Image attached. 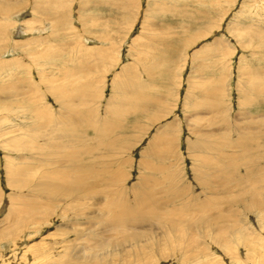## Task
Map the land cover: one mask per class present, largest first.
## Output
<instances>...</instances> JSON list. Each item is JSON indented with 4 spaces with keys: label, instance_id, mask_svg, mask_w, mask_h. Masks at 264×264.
<instances>
[{
    "label": "rangeland",
    "instance_id": "obj_1",
    "mask_svg": "<svg viewBox=\"0 0 264 264\" xmlns=\"http://www.w3.org/2000/svg\"><path fill=\"white\" fill-rule=\"evenodd\" d=\"M0 11V264H264V0Z\"/></svg>",
    "mask_w": 264,
    "mask_h": 264
},
{
    "label": "bare ground",
    "instance_id": "obj_2",
    "mask_svg": "<svg viewBox=\"0 0 264 264\" xmlns=\"http://www.w3.org/2000/svg\"><path fill=\"white\" fill-rule=\"evenodd\" d=\"M1 11H2V10H1ZM1 11H0V12H1ZM10 11H11V10H10ZM8 13H9V12H8ZM63 18H64V17H63ZM59 22H60V21H59ZM65 22H66V21H65ZM260 89H261V88H260ZM257 90H258V89H257ZM262 92H263V91H262ZM257 93H258V92H257ZM257 93H256V94H257ZM262 96H264V95H262ZM262 96H261V97H262ZM257 97L260 98V96H258V95H257ZM258 98H257V99H258ZM261 99H262V98H261ZM262 100H263V99H262ZM257 102H258V100H257ZM263 102H264V101H263ZM261 103H262V102H261ZM256 104H257V103H256ZM87 115H88V114H87ZM87 120H88V119H86V121H87ZM89 124H90V123H89ZM67 129H68V128H67ZM79 132H80V131H79ZM75 134H76V133H75ZM77 134H78V133H77ZM77 134H76V135H77ZM73 135H74V133H73ZM203 142H204V144H207V143L205 142V140H203ZM207 145H208V144H207ZM205 146H206V145H205ZM256 155H257V154H256ZM258 155H260V154H258ZM253 156L255 157V155H253ZM251 159H255V158H251ZM252 163L255 164V162H252ZM82 172H83V171H82ZM82 172L79 173V176H80V178L83 176V178L79 179L78 181H76V179H75V182L78 183V184H77V188H78V189H82V190H84L85 193L87 192V194H88V193L92 192L93 189H90V188L87 187L86 182H88V180H87L88 178H86V179L84 178V176H87L88 173L85 175V173H84V172L82 173ZM45 178H46V177H45ZM86 180H87V181H86ZM110 181H111V180H110ZM61 182H62V181H61ZM62 183H64V182H62ZM62 183H61V184H60V183H57V187H58V186H61ZM88 191H89V192H88ZM114 201H115V200H114ZM119 203H120V202H119ZM111 204H115V203H111ZM245 204H246V203H245ZM247 204H248V203H247ZM258 204H259V203H258ZM258 204H257V205H258ZM262 204H263V203H262ZM205 205H206V204H205ZM259 205H261V204H259ZM262 206H264V205H262ZM120 208L124 211L123 207H120ZM263 208H264V207H263ZM263 208H262V209H263ZM152 209H153V208H152ZM115 210H116V209H115ZM122 210H121V211H122ZM121 211H120V213H121ZM113 212H114V211H113ZM140 213H141V212H140ZM156 214H157V213H154V214H153V217H154ZM133 215H134V214H133ZM139 215L141 216L142 214H139ZM112 216H113V220H114L115 222H120V216H121V215H119V214L116 215V214H113V213H112ZM122 216H123V215H122ZM122 216H121V217H122ZM134 217H135V215H134ZM137 218H138V217H137ZM222 219H223V218H222ZM213 220H216L217 222H220V221L217 220V219H213ZM121 222H122V220H121ZM121 222H120V223H121ZM189 223H190V222H189ZM190 224H191V223H190ZM193 224H194V223H193ZM115 226H117V225H115ZM222 231H224V230H222ZM225 231H226V230H225ZM174 232H175V230H174ZM104 241H105V240H104ZM104 241H103V242H104ZM137 241H138V239H137ZM103 242H102V243H103ZM261 242H262V241H261ZM262 243H263V242H262ZM105 244H106V243H104V245H105ZM252 245L254 246V244H252ZM263 245H264V243H263ZM103 247H104V246H103ZM251 248H253V247L251 246ZM251 248H250V249H251ZM257 252H258V251H257Z\"/></svg>",
    "mask_w": 264,
    "mask_h": 264
}]
</instances>
